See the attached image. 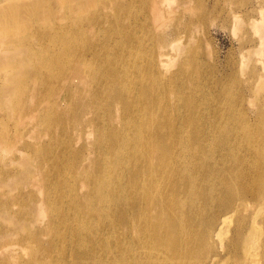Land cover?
<instances>
[{
  "label": "bare ground",
  "instance_id": "6f19581e",
  "mask_svg": "<svg viewBox=\"0 0 264 264\" xmlns=\"http://www.w3.org/2000/svg\"><path fill=\"white\" fill-rule=\"evenodd\" d=\"M25 2L0 8V25L28 15L37 34L1 43L0 94L20 96L23 117L39 103L31 138L49 144L9 174L28 198L0 196V264H220L259 243L264 255L255 219L237 214L264 173V122L249 128L241 95L194 98V56L163 74L180 48L162 34L172 0ZM248 13L264 83V3Z\"/></svg>",
  "mask_w": 264,
  "mask_h": 264
},
{
  "label": "rangeland",
  "instance_id": "374dc122",
  "mask_svg": "<svg viewBox=\"0 0 264 264\" xmlns=\"http://www.w3.org/2000/svg\"><path fill=\"white\" fill-rule=\"evenodd\" d=\"M213 1L172 0L170 5L172 11L166 17L162 34L168 43H172L170 39H176L180 48L174 49L168 46L166 49L172 55V61L166 63L163 74L169 79L180 69L178 64L182 59H194L195 57L202 66L200 75L186 81L191 84L186 87L188 90L195 87L197 96L194 98H203L207 94V98H211L213 103H216L217 99L229 101L234 95H241L243 98L242 108L249 120L248 126L256 128V125H261L262 121L264 122V83L259 81L261 63L258 57L253 55L257 36L253 34L249 24L251 13L248 11L254 6L264 3V0H219L216 5ZM13 2L14 0H1L0 8H8ZM23 7L25 8V6ZM236 16L237 18H235ZM238 16L240 22L237 21ZM13 22L5 21L0 25V45L2 42L18 38L19 36H13L18 32L29 39H35L36 27H34V23H29L28 15ZM55 22L57 26L64 25L63 17ZM30 27L31 31L28 30ZM175 30L181 31L179 35L172 34V31ZM178 37L181 38L179 41ZM5 74H7V69L0 67V91L4 89L2 77ZM46 83L48 82L43 84ZM19 100L20 96L18 95L9 97L0 94V196H7L6 191H10L18 193L17 195L24 194L28 198V187L22 184V186L13 187V183L18 179L17 174L23 170L17 159L25 158L24 161L29 159L31 164L36 163L40 156L37 149L42 145H48L49 141L45 137L35 140L31 138L34 135L32 132L37 129L39 103H35L37 108L34 113L31 109L28 117H23L24 113L19 107H15ZM12 101L14 103L10 104ZM63 106L66 108V105ZM210 138L212 139L211 136ZM27 141L33 145L24 151L23 145ZM82 143L84 142L82 141ZM207 155V152L201 153L203 158ZM13 170L20 171L9 178V174ZM258 176V179L247 184L248 190L243 200H238L244 206L237 214L248 217L247 224H250L251 218L255 219L261 236V234L264 235V199L263 201L260 199L264 193V173ZM5 179L8 183L3 182ZM242 190L243 185L236 187L237 194ZM9 196L6 200L11 201ZM13 207L19 208L17 205H13ZM235 227L236 223L232 222L230 230H234ZM232 235L235 237L234 234ZM220 250L222 251V248ZM262 252L260 243L254 256H247L246 253L235 256L225 250L222 252L225 254L224 261L220 264H264Z\"/></svg>",
  "mask_w": 264,
  "mask_h": 264
}]
</instances>
